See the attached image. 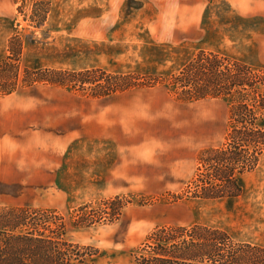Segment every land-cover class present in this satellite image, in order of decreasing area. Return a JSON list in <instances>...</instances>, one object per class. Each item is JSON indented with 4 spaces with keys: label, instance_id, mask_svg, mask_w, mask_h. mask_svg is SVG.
Instances as JSON below:
<instances>
[{
    "label": "rangeland",
    "instance_id": "obj_1",
    "mask_svg": "<svg viewBox=\"0 0 264 264\" xmlns=\"http://www.w3.org/2000/svg\"><path fill=\"white\" fill-rule=\"evenodd\" d=\"M15 35L22 67L157 81L108 96L47 83L0 94V132H27L0 135V207L55 209L66 239L99 250L95 264L129 263L164 225L206 224L264 246V156L238 198L192 197L201 151L226 140L230 101L186 100L170 83L202 49L264 69V0H0V61ZM28 140L47 147L19 151ZM115 196L127 202L120 219L73 225L80 206Z\"/></svg>",
    "mask_w": 264,
    "mask_h": 264
},
{
    "label": "trees",
    "instance_id": "obj_2",
    "mask_svg": "<svg viewBox=\"0 0 264 264\" xmlns=\"http://www.w3.org/2000/svg\"><path fill=\"white\" fill-rule=\"evenodd\" d=\"M23 48L20 36L9 39V55L0 61L1 95L12 93L20 84L47 83L89 88L93 95L108 96L137 86H153L157 81L152 77L145 81L136 73L112 74L101 68L70 71L22 67ZM170 83L186 100L213 97L230 101L231 126L226 140L201 151L200 166L189 191L201 199L238 198L244 192L245 174L253 172L264 156V69L202 49L171 76ZM126 204V198L115 196L102 200L97 208L82 205L73 225L114 222L121 218ZM66 228L65 218L55 209L0 207V264H95L99 250L69 241ZM127 264H264V246L237 241L228 231L206 224L164 225L147 237Z\"/></svg>",
    "mask_w": 264,
    "mask_h": 264
},
{
    "label": "crops",
    "instance_id": "obj_3",
    "mask_svg": "<svg viewBox=\"0 0 264 264\" xmlns=\"http://www.w3.org/2000/svg\"><path fill=\"white\" fill-rule=\"evenodd\" d=\"M27 132H0V135L3 137V138H16L17 136H20L21 134H25ZM30 135V138H32V132H29L28 134V137ZM90 143L93 142V140L87 138V139H82V140H79L78 141V145H83L85 142H88ZM92 144V143H91ZM18 147H19V151H23L25 153H32V152H35V150L37 151L38 148H36L37 146L43 148L44 147H47L46 145H43L42 141L39 140L38 142H35L34 143H30V141L28 140L27 144L25 143H19V144H16ZM36 148V149H35ZM42 150V149H39V151ZM78 151V150H77ZM74 158H72L73 160ZM78 160H79V157H78ZM10 183H22V181H13V182H10Z\"/></svg>",
    "mask_w": 264,
    "mask_h": 264
}]
</instances>
